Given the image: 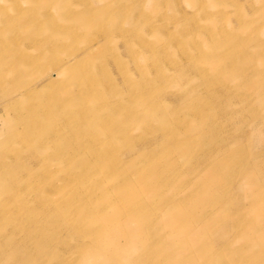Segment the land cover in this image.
<instances>
[{"label":"rangeland","instance_id":"obj_1","mask_svg":"<svg viewBox=\"0 0 264 264\" xmlns=\"http://www.w3.org/2000/svg\"><path fill=\"white\" fill-rule=\"evenodd\" d=\"M42 39H48L52 53L33 76L16 75L20 64L13 61L39 54ZM65 65L73 68L76 89L63 93L55 75ZM33 81L37 95L22 103L16 102L18 95L2 98L6 87L26 88ZM49 84L55 86L47 92ZM11 102L16 103L8 108ZM143 103L146 107H140ZM92 107L103 111L76 122L71 117L75 109ZM16 120L20 125H13ZM262 120L264 0H0V251L10 250L0 264H20L18 256L24 264H124L120 260L128 258L127 264H135V257L155 264L161 240L150 236L157 234V224L132 218V213L149 212L145 207L133 211L138 204L132 203L143 195L136 173L170 179L171 185L152 198L162 205L177 202L193 179L177 163L189 152L223 154L229 145L232 154L249 150L222 164L228 175L242 170L260 144L256 168H264V126L254 128ZM25 122L31 123V135ZM202 122L206 131L220 129L204 135L198 130ZM76 123L92 124L81 163L102 162L83 185L74 183L76 167L68 170L76 164V146L82 145L73 133ZM161 137L170 141L155 153L165 143ZM181 143L193 149L177 152ZM144 150L152 155L139 164L135 158ZM123 163L133 172L125 189ZM236 182L220 186L219 202L229 199L231 188L243 212L264 201V190L243 199ZM93 192L105 199L76 197ZM220 207L240 214L227 202ZM249 218L241 217L242 228ZM121 226L151 235H137L126 244L117 232ZM257 246L247 240L232 257L264 264Z\"/></svg>","mask_w":264,"mask_h":264},{"label":"bare ground","instance_id":"obj_2","mask_svg":"<svg viewBox=\"0 0 264 264\" xmlns=\"http://www.w3.org/2000/svg\"><path fill=\"white\" fill-rule=\"evenodd\" d=\"M40 44L42 45V47L39 54H36L35 56L24 55L22 58L14 60L13 62L17 65L20 64V67L17 69L16 73L14 72V70L11 71V73H15L18 76H33L32 71L36 68L38 69L42 65V63L40 64V62L43 61V58L53 51L52 45L50 44V42H48V39H42L40 41ZM206 44L207 43H203L202 45L204 46ZM72 73L73 68L70 67V65H65L55 75V83H59L60 85H62L63 93L74 91L76 89L75 85L71 83L72 80H70V75ZM41 76L42 75L40 74V77ZM37 81H33L26 88L20 87L18 89H15L12 86H8L2 93V98L6 101H10L18 95L19 99L16 102L22 103L30 96H35L38 94L36 90ZM54 86V84H49L45 87V91L50 92ZM141 96H144V94ZM16 102L9 103L7 107H13V104ZM53 106L56 108V110L59 109L58 104H52V108ZM143 106L146 107V103L140 105V107ZM102 111L103 109L101 107L89 108L87 112L75 109L74 111H72L71 117L76 122L80 118L88 119L87 115L90 113L96 114L102 113ZM19 119H22V116H19ZM262 122H264V120L255 123L254 128L256 131H260L262 125L264 126V123ZM13 125L17 126L20 125V123L18 120H16ZM91 125L92 124L90 123L86 124L84 127H81L76 123V128L73 132L75 136L81 137L82 139V145L79 142L81 146H76V149L79 150L74 152V154L77 156L76 164H71V166H68L69 171H71L72 166H75L76 174L79 173V175H77V177L75 178L74 183L76 185H83L84 183H86V180L89 178L91 179L93 173H95V171L102 166V162L100 161V159H90L89 161L81 163V160L86 156L85 150L87 149V147L83 145V142L89 138L88 133L89 127H91ZM199 125L200 127H198V130L204 135L207 134L208 131V135H213L220 129L217 126L212 127L211 129H208L206 131L207 128H205V123L202 122L199 123ZM31 127V123L25 122V131L28 130L30 135L32 134ZM169 141V139L166 140L164 137H161V142L165 143L161 144L159 146V149H154V152H158L160 148L162 146L164 147ZM75 144L77 145V143ZM190 146L191 145L188 143L177 144L176 151L180 152L182 150H187L189 152L191 149H193V147ZM231 149V145L227 146L223 154L216 150L209 152L204 151V153L202 150L201 153H198L197 151L194 152V154L192 152H189L185 158L181 159L179 162L177 161L179 166H181L182 168L184 167L193 174V179L190 181V183H188V185H186V190L183 196L179 197L178 201L172 204H170L168 201L161 205V203L156 204L152 200V198H154L156 195H159V192L161 190L171 185L170 179H162V177H156V179L150 180L146 178L144 170L137 172L135 183L141 186V188L143 189V195L138 200V203H132L138 204L134 208H132L133 211H136V208L141 209V207H145L142 210H147L149 212H144V214H142L141 211H139V213L137 214L132 213V218H135L134 216H137L136 218H143L149 221L152 220L153 224H157L153 227V229H155L156 227L157 234L151 235L150 233L147 234L145 232L134 234L130 233L129 227L121 226L119 229H117V232L123 239H126V241H128L126 242V244L130 242L131 238H134L137 235L147 234L148 236L151 235L150 237H152V239L161 240V245H159L157 248L154 247L158 251L154 253L159 259L155 264H255L256 262L247 261L243 257H232V252L241 247L247 240L253 239L254 244L258 245V252L263 256L262 260H264V201L262 199L260 201H254V204L252 206L253 208L249 212H243L236 206L239 205V200H237L239 202L238 203L237 201H235L236 198L232 199L231 188L226 194V196H230L229 199H222V201L220 202H227L228 207H230V204L235 205L236 209L240 211V214H228L229 210H226L224 208L221 209V207L217 208L218 203H220L218 199L222 194H218V190L221 188L220 186H222L224 182L228 180L232 181V179H235L237 181L236 183L237 186H239L241 189L243 199L249 193H257L258 191L263 193L264 175L261 176L260 174L264 172V168H262L261 166H257L256 168V164H259L261 162V157L258 155L262 152L263 147L260 144L255 146L253 152L251 153L252 157L250 159V162L248 161L245 164V167L242 168V170L234 171L233 174L232 171H230L228 175H224L222 172L223 163L226 164L232 159V157H235L237 153L239 155L250 154L249 150H240L232 154ZM138 154L140 155L135 159L137 163L139 162V164L147 162L149 156L151 157L152 155L151 153H149V151L146 150H144L143 152H139ZM126 157L130 156L128 155ZM221 157L222 159L219 160ZM32 162H36L32 163L33 166L37 165L36 160ZM122 166L125 177L123 178L122 182V184L125 186L122 187L125 189L129 185V179L126 177H128L130 173L133 172L128 171L127 167L130 166L126 165V163H123ZM114 188L118 187L112 186V189ZM76 197H81V200L88 199L90 201H93L99 199L100 201H102L103 199H105V194L101 193L98 195V193L93 192L85 193L82 195L81 193H78ZM123 201V203L126 202L125 200ZM203 206L207 208H203ZM244 214H248L250 218L242 228L240 226V223L242 222L241 217ZM126 216H128V213H126ZM129 217L131 216L129 215ZM254 221L256 222L253 223ZM150 229L151 228H149L148 230ZM172 240L177 241L172 243ZM169 241H171V243H168ZM115 244L116 246H120L117 245V242ZM136 246L140 247L141 245L137 243ZM241 251L242 250H240L239 252ZM8 252H10L9 249L0 251V256L2 254L7 255ZM256 253L257 251H254V254ZM253 258L254 256H251L250 259ZM17 259H19L20 264H24V258L22 256H18ZM128 260L131 259L128 258ZM128 260L121 259L120 263L127 264V262H129ZM133 263L145 264V258L135 257L133 259Z\"/></svg>","mask_w":264,"mask_h":264}]
</instances>
